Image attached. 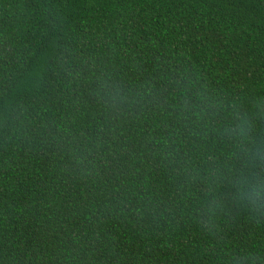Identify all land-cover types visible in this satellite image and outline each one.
I'll return each instance as SVG.
<instances>
[{"label":"trees","instance_id":"1","mask_svg":"<svg viewBox=\"0 0 264 264\" xmlns=\"http://www.w3.org/2000/svg\"><path fill=\"white\" fill-rule=\"evenodd\" d=\"M264 0H0V264H264Z\"/></svg>","mask_w":264,"mask_h":264},{"label":"clouds","instance_id":"2","mask_svg":"<svg viewBox=\"0 0 264 264\" xmlns=\"http://www.w3.org/2000/svg\"><path fill=\"white\" fill-rule=\"evenodd\" d=\"M243 195L254 201L264 199V185L250 187Z\"/></svg>","mask_w":264,"mask_h":264}]
</instances>
